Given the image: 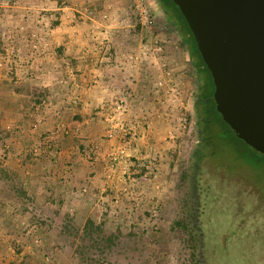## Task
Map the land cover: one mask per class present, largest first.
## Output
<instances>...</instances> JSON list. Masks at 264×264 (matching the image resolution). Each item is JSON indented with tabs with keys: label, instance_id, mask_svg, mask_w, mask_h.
Here are the masks:
<instances>
[{
	"label": "rangeland",
	"instance_id": "374dc122",
	"mask_svg": "<svg viewBox=\"0 0 264 264\" xmlns=\"http://www.w3.org/2000/svg\"><path fill=\"white\" fill-rule=\"evenodd\" d=\"M143 1L155 21L152 27H142L132 0H123V33L116 30L111 42H137L129 53L132 60L153 61L143 63L145 76L132 77L139 87L127 88L130 94L116 101L113 111L111 103L101 108L102 134L83 137L77 149L83 156L81 182L88 187L83 191L85 182L78 181L71 201L65 202L64 191L59 199L53 190L41 196L32 188L38 181L26 170L35 166L33 135L37 145L49 130L35 134V124L10 127L5 107L12 106V87L0 89V97L5 95L0 104V264H264V148L225 124L217 109L206 115L201 97L203 81L206 90L211 87L206 70L195 64L164 2ZM43 3L0 0V80L4 77L5 84L16 81L17 69L23 71L19 85L28 84L24 73L33 67L28 60L36 58L38 72L41 43L52 37L49 21H57L49 11L29 13L28 7ZM18 42H35L36 57L24 58L17 46L24 43ZM111 124L119 130L115 138L109 137ZM18 135L27 151L16 153L24 158L21 164L11 154ZM99 137L98 145L90 141ZM88 169L92 172L84 175ZM93 171H98L96 182L88 180Z\"/></svg>",
	"mask_w": 264,
	"mask_h": 264
},
{
	"label": "crops",
	"instance_id": "0c3cea01",
	"mask_svg": "<svg viewBox=\"0 0 264 264\" xmlns=\"http://www.w3.org/2000/svg\"><path fill=\"white\" fill-rule=\"evenodd\" d=\"M122 1L45 0L44 6L36 7V9L28 7L32 15L44 10L49 11L47 14H50V19L57 20L49 21L48 30L51 31L52 37H49L47 42L41 43L43 50L38 52L37 56L39 58L38 72L33 70L36 58L31 59L37 55L33 50V47H37L35 42H18L24 43L23 46L17 45L21 55L25 53L23 57L27 56L31 59L26 63H33V67L24 73L28 75L25 77L27 82L24 81L28 84L19 85L23 71L17 69L16 81L5 84L3 77L0 80L2 85L0 89L8 92V87H12L9 91L13 99L9 104L12 106L5 107L10 115V127L24 128L35 124L37 129L32 131L35 134H43L46 133L45 130H49L46 140L43 139V142L37 145L35 143L38 141L33 135L35 143L32 149L33 156L36 157L33 162L35 166H33L34 170H26L30 178L37 179L38 182L32 188L39 191L41 196L51 189L60 199V194L63 195L64 191V194L68 195L65 197L67 203L73 198L69 193L78 194L77 182L82 181L80 164L83 160L82 154L77 149L79 144L82 143L83 137L102 134V127L106 122L103 121L102 117L105 114L101 108L111 103V111H113L114 103L125 100V94H130L127 88L139 87L134 82L135 78L132 79V77L139 74L138 72L140 76H145L143 74L148 72L145 64L153 61L148 60L149 57L146 56L139 60H132L133 56L129 53L137 42H134L135 44L111 42L115 38V35H112L116 33V30L120 34L123 33V30L119 28L120 20L126 16L127 7L125 8ZM124 2L126 3V0ZM37 20L34 19V22ZM119 33L118 36H120ZM3 74L4 70L2 76ZM38 95H41L40 101L37 100ZM4 97L5 95L0 97L2 104ZM3 110L6 109L3 108ZM15 140L16 147L11 151L12 159H17L20 163L24 159L23 153L27 154V151L22 148L25 146L22 137L18 135ZM48 141L50 143L47 144V148L45 145V149L49 151L45 150L42 153L44 148L41 143L46 144ZM90 141L98 145L100 137L98 140ZM113 143L114 141L111 140V145ZM97 152H100V148ZM16 153L22 156L18 157ZM112 153L116 155L114 151ZM52 161L54 165H50ZM59 165L65 166L58 169ZM53 166H55L54 169H52ZM64 167L67 169L64 170ZM71 172H73L72 175ZM91 172L88 169L84 175ZM93 172L96 174L89 175L88 180L96 182L98 171ZM111 177L112 181L116 182L117 175L112 176L111 173ZM84 182L85 184L80 185L84 187L82 190L86 191L88 185L85 180ZM28 190H31L30 186Z\"/></svg>",
	"mask_w": 264,
	"mask_h": 264
},
{
	"label": "water",
	"instance_id": "95a60500",
	"mask_svg": "<svg viewBox=\"0 0 264 264\" xmlns=\"http://www.w3.org/2000/svg\"><path fill=\"white\" fill-rule=\"evenodd\" d=\"M210 72L217 111L264 148V0H172Z\"/></svg>",
	"mask_w": 264,
	"mask_h": 264
},
{
	"label": "trees",
	"instance_id": "16d2710c",
	"mask_svg": "<svg viewBox=\"0 0 264 264\" xmlns=\"http://www.w3.org/2000/svg\"><path fill=\"white\" fill-rule=\"evenodd\" d=\"M161 1L164 2L163 5H164L165 10L167 12L169 11L168 9H170L172 14H176V16H175V15H172L170 13V11L168 12V14H170L171 19L177 24V26L181 30V33L185 36L186 41L189 43V46L191 48V52H192L193 58L195 59V62H196L195 64H197L198 66H199V64L202 65L204 67V69L206 70L209 78H210L211 87L208 90H206V87L203 86L204 85V82H203L202 90H201V97L204 99V101L206 103L205 113L207 115V114L210 113V111L212 109H215L216 110L215 102H214V99H213L214 85H213V81H212L210 72L207 69L205 63L203 62V60H202V58H201V56L199 54V51L197 49L196 42H195L194 37H193V34L190 31V29L188 27V24H187L186 20L184 19L183 15L181 14V12H180L179 8L177 7V5L172 0H161ZM203 79L204 78L202 76V80ZM0 104H1V102H0ZM225 124H227V123L225 122ZM48 143H50V142L48 141ZM42 147L44 148L43 151H42V153H43L45 151V144L44 143H42ZM56 152L59 153L58 151H56ZM53 163H54V161L51 162L52 165H54ZM52 168H54V167H52ZM48 191L51 192L52 190L49 189L46 192L48 193ZM91 223H92V219H89L87 221V223H86V226L88 227L89 224H91Z\"/></svg>",
	"mask_w": 264,
	"mask_h": 264
},
{
	"label": "built area",
	"instance_id": "2783aa9c",
	"mask_svg": "<svg viewBox=\"0 0 264 264\" xmlns=\"http://www.w3.org/2000/svg\"><path fill=\"white\" fill-rule=\"evenodd\" d=\"M133 8L137 14L138 21L142 27L150 28L155 23L152 18L147 6L144 4L143 0H132ZM120 109V107L118 108ZM119 132L116 125L111 124V132L109 137L115 138L116 134Z\"/></svg>",
	"mask_w": 264,
	"mask_h": 264
},
{
	"label": "flooded vegetation",
	"instance_id": "af4514ba",
	"mask_svg": "<svg viewBox=\"0 0 264 264\" xmlns=\"http://www.w3.org/2000/svg\"><path fill=\"white\" fill-rule=\"evenodd\" d=\"M204 82V81H203ZM204 86V85H203ZM205 87V86H204Z\"/></svg>",
	"mask_w": 264,
	"mask_h": 264
}]
</instances>
